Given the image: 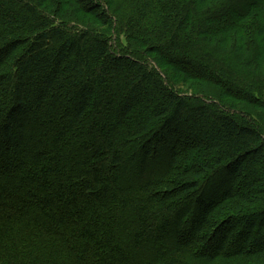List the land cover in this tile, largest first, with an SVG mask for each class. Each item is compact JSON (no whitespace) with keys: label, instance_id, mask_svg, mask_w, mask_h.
<instances>
[{"label":"trees","instance_id":"1","mask_svg":"<svg viewBox=\"0 0 264 264\" xmlns=\"http://www.w3.org/2000/svg\"><path fill=\"white\" fill-rule=\"evenodd\" d=\"M0 264H264V0H0Z\"/></svg>","mask_w":264,"mask_h":264},{"label":"rangeland","instance_id":"2","mask_svg":"<svg viewBox=\"0 0 264 264\" xmlns=\"http://www.w3.org/2000/svg\"><path fill=\"white\" fill-rule=\"evenodd\" d=\"M220 17H222V16H220ZM122 38V37H121ZM121 42H119V44H120ZM122 44H124V45H126V43H122ZM171 82H173V80H172V78H171ZM179 88H180V86H179ZM181 88H182V86H181ZM189 91V93H191L190 91L191 90H188Z\"/></svg>","mask_w":264,"mask_h":264}]
</instances>
